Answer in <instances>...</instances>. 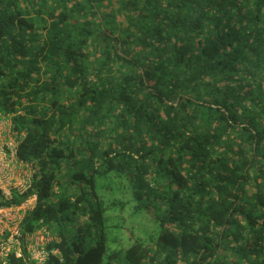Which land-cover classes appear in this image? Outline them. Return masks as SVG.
Instances as JSON below:
<instances>
[{
  "label": "trees",
  "instance_id": "trees-1",
  "mask_svg": "<svg viewBox=\"0 0 264 264\" xmlns=\"http://www.w3.org/2000/svg\"><path fill=\"white\" fill-rule=\"evenodd\" d=\"M0 115L33 168L0 205L35 198L5 264L35 233L39 264H264V0H0ZM109 172L160 231L104 260Z\"/></svg>",
  "mask_w": 264,
  "mask_h": 264
},
{
  "label": "rangeland",
  "instance_id": "rangeland-1",
  "mask_svg": "<svg viewBox=\"0 0 264 264\" xmlns=\"http://www.w3.org/2000/svg\"><path fill=\"white\" fill-rule=\"evenodd\" d=\"M10 117L1 119L0 130L7 129L10 125ZM97 194L104 206V223L106 236V254L113 251L122 253L127 247L135 242L151 243L159 234L158 223L151 219L150 213L135 207L131 190L127 183L116 173L109 172L104 176L97 177ZM33 204V200L31 199ZM66 226V224H65ZM41 233H35L32 238L41 241ZM36 247H32L34 253ZM119 263L120 260H117ZM178 264H184L178 262Z\"/></svg>",
  "mask_w": 264,
  "mask_h": 264
},
{
  "label": "built area",
  "instance_id": "built-area-1",
  "mask_svg": "<svg viewBox=\"0 0 264 264\" xmlns=\"http://www.w3.org/2000/svg\"><path fill=\"white\" fill-rule=\"evenodd\" d=\"M5 118L8 117H2L0 115V122L1 119ZM15 145L16 138L11 130L10 124L5 131L0 130V192L4 198H8L13 189L19 192L26 190L30 186L32 179V165L17 160L15 156ZM31 199L33 201L35 200L32 196L21 205L15 207L0 205V235H3L5 232L9 233L6 241L0 242L2 264H5L4 257L10 250H14L15 255L20 256V248L17 246L18 241L16 238L19 235L18 228L24 211L28 208L30 209L33 205ZM30 239L33 241L28 247L30 252H32L33 246L36 247L35 252L30 254L31 259L36 260L35 264L42 263L45 258V251L42 246L44 243L43 236L40 242L33 240L32 236H30Z\"/></svg>",
  "mask_w": 264,
  "mask_h": 264
}]
</instances>
